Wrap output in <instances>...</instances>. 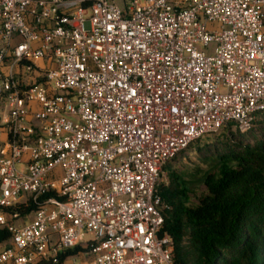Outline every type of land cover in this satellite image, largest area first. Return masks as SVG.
Listing matches in <instances>:
<instances>
[{
    "label": "built area",
    "instance_id": "1",
    "mask_svg": "<svg viewBox=\"0 0 264 264\" xmlns=\"http://www.w3.org/2000/svg\"><path fill=\"white\" fill-rule=\"evenodd\" d=\"M262 112L264 0H0V264H174L166 166Z\"/></svg>",
    "mask_w": 264,
    "mask_h": 264
},
{
    "label": "trees",
    "instance_id": "2",
    "mask_svg": "<svg viewBox=\"0 0 264 264\" xmlns=\"http://www.w3.org/2000/svg\"><path fill=\"white\" fill-rule=\"evenodd\" d=\"M260 119L264 112L244 134ZM261 130L255 143L216 156V171L204 172L199 180L206 189L199 196L192 182L168 169L194 143L166 166L169 184L159 188L169 206L162 233L174 243V264H264V124ZM9 246L10 234L0 230V250ZM78 251L69 250L61 262Z\"/></svg>",
    "mask_w": 264,
    "mask_h": 264
},
{
    "label": "rangeland",
    "instance_id": "3",
    "mask_svg": "<svg viewBox=\"0 0 264 264\" xmlns=\"http://www.w3.org/2000/svg\"><path fill=\"white\" fill-rule=\"evenodd\" d=\"M259 122L261 123L257 124L255 130L251 133L240 134L229 128L222 130L216 135H209L205 137L204 139L194 143L193 146L184 154H182L175 161L171 162L168 165V169L192 182L194 187L193 189L197 196L205 193L206 189L199 181L203 176V173L209 170L216 171V156L225 152L227 149L230 150L236 148L237 146L240 147L241 144H253L257 139H261L263 135L261 126L264 124V121L260 119ZM168 173L169 171L167 170V176ZM81 260L82 258L80 255H71L66 259L64 264H73L74 261L79 264Z\"/></svg>",
    "mask_w": 264,
    "mask_h": 264
}]
</instances>
